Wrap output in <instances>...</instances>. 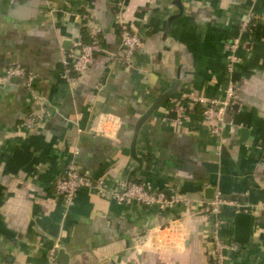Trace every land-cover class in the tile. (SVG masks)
Instances as JSON below:
<instances>
[{
	"label": "crops",
	"instance_id": "1",
	"mask_svg": "<svg viewBox=\"0 0 264 264\" xmlns=\"http://www.w3.org/2000/svg\"><path fill=\"white\" fill-rule=\"evenodd\" d=\"M249 13L251 26L239 35L247 46L229 74L226 45ZM84 15L103 29L106 53L70 86L62 57L88 41ZM117 15L141 38L131 65L111 58ZM12 64L37 76L49 117L22 129L21 118L40 104L23 79H0V264H49L59 249L69 264H211L217 219L220 238L236 246L224 264H264V0H0V73ZM233 79L231 114L247 130L243 142L238 127L212 137L198 107L175 124L174 98H222ZM70 160L106 188L139 180L182 200L144 207L83 189L64 207L53 183ZM216 192L262 204L247 213L248 243L234 242L233 210L198 207Z\"/></svg>",
	"mask_w": 264,
	"mask_h": 264
},
{
	"label": "built area",
	"instance_id": "2",
	"mask_svg": "<svg viewBox=\"0 0 264 264\" xmlns=\"http://www.w3.org/2000/svg\"><path fill=\"white\" fill-rule=\"evenodd\" d=\"M119 13V12H118ZM82 19V28L88 35L87 42H75L73 48L62 57V77L71 86L74 82V76L86 71L93 63L94 57L98 54L106 53L102 45V28L91 16L84 15ZM253 20L251 13L247 14L240 23L238 35L233 37L226 45L228 60L226 71L229 74L235 72V66L238 62L237 52L244 50L247 46L241 39L242 33L249 30ZM120 44L116 52L111 54L113 61L124 65H131L136 51L141 47L142 42L139 34L128 25L120 15L116 19ZM240 35V36H239ZM0 79L9 81L10 79H23L27 91L32 101L40 104L37 112H28L20 120V127L31 131L39 127L48 117L49 112L43 104L45 99L37 91V76L24 68L23 66L12 64L5 67L0 73ZM235 80H230L228 88L222 98H199L191 92H184L171 101V109L175 113V124L181 125L184 122V116L187 110L198 107L203 120L208 126L209 134L214 138L222 136L228 128H240L232 119L231 112L234 111L235 104ZM217 152L221 145L216 146ZM53 188L55 194L61 199L64 207L72 205L79 191L88 189L101 196L110 197L117 204L134 201L137 204L149 207L158 205L160 207H171L182 199L176 194L171 198L165 196L164 192L153 190L143 181L126 180L119 183L116 187L106 188L102 180H91L88 176L81 173L78 165L70 160L66 163L63 172L58 176ZM186 203V202H185ZM198 207L204 213L209 215H218L223 208H230L233 212L254 213L262 207V204L245 205L229 198H223L219 192H216L213 198L208 202H199ZM222 221L217 219L212 225L211 236L209 240V257L211 264H224L225 252H233L236 246L233 243L224 242L219 235V229ZM144 235L136 236L134 241L137 246L141 245ZM49 264H59L55 259V250L49 255Z\"/></svg>",
	"mask_w": 264,
	"mask_h": 264
},
{
	"label": "water",
	"instance_id": "3",
	"mask_svg": "<svg viewBox=\"0 0 264 264\" xmlns=\"http://www.w3.org/2000/svg\"><path fill=\"white\" fill-rule=\"evenodd\" d=\"M169 96V93L164 94L159 101H157L154 105H158L163 99ZM153 108L150 110V112ZM149 112V113H150ZM238 133L240 134V142H243L247 138V130L239 129ZM206 192H210L211 190L207 189ZM213 193V192H211ZM234 242L236 244H245L248 243L249 238V230L251 226V218L250 215L244 212H237L234 215ZM56 261L59 264H69V256L65 254L63 249H59L56 252Z\"/></svg>",
	"mask_w": 264,
	"mask_h": 264
},
{
	"label": "trees",
	"instance_id": "4",
	"mask_svg": "<svg viewBox=\"0 0 264 264\" xmlns=\"http://www.w3.org/2000/svg\"><path fill=\"white\" fill-rule=\"evenodd\" d=\"M112 20H114V18H113ZM109 21H110V20H109ZM102 32H103V29H102Z\"/></svg>",
	"mask_w": 264,
	"mask_h": 264
}]
</instances>
